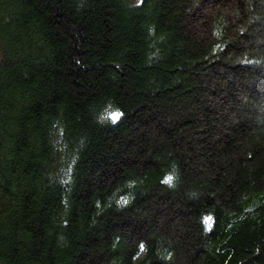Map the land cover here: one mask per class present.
<instances>
[{"label":"trees","instance_id":"obj_1","mask_svg":"<svg viewBox=\"0 0 264 264\" xmlns=\"http://www.w3.org/2000/svg\"><path fill=\"white\" fill-rule=\"evenodd\" d=\"M0 264H264V0H0Z\"/></svg>","mask_w":264,"mask_h":264},{"label":"snow or ice","instance_id":"obj_2","mask_svg":"<svg viewBox=\"0 0 264 264\" xmlns=\"http://www.w3.org/2000/svg\"><path fill=\"white\" fill-rule=\"evenodd\" d=\"M110 118L113 122H115L119 117H118V114H112ZM171 180H172V177L170 176L167 178V180L165 182L170 183Z\"/></svg>","mask_w":264,"mask_h":264}]
</instances>
